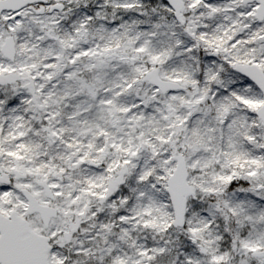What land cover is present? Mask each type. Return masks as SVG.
<instances>
[{"label": "snow or ice", "instance_id": "1", "mask_svg": "<svg viewBox=\"0 0 264 264\" xmlns=\"http://www.w3.org/2000/svg\"><path fill=\"white\" fill-rule=\"evenodd\" d=\"M0 264H264V0H0Z\"/></svg>", "mask_w": 264, "mask_h": 264}]
</instances>
